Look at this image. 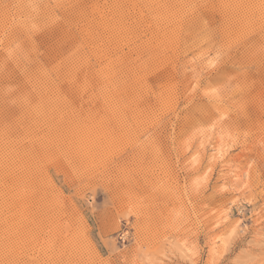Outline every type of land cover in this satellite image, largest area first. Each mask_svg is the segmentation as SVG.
Returning a JSON list of instances; mask_svg holds the SVG:
<instances>
[{"label":"rangeland","instance_id":"374dc122","mask_svg":"<svg viewBox=\"0 0 264 264\" xmlns=\"http://www.w3.org/2000/svg\"><path fill=\"white\" fill-rule=\"evenodd\" d=\"M0 264H264V0H0Z\"/></svg>","mask_w":264,"mask_h":264},{"label":"bare ground","instance_id":"6f19581e","mask_svg":"<svg viewBox=\"0 0 264 264\" xmlns=\"http://www.w3.org/2000/svg\"><path fill=\"white\" fill-rule=\"evenodd\" d=\"M221 132V131H220ZM217 136V135H216ZM204 137V136H202ZM217 143L210 145V151L208 154H205V146L204 141H201L199 143V146L196 148L195 153L197 154L196 158L194 159L193 166L198 167L200 164V161L205 158L207 160V166H212L216 160L219 158L223 160V156L226 154V149L224 148V144H222V140L220 134L218 133ZM207 149V148H206ZM232 168V167H231ZM229 168L227 166V171L221 176L222 182H226V179H231L234 183H237L240 181V171L238 168Z\"/></svg>","mask_w":264,"mask_h":264}]
</instances>
